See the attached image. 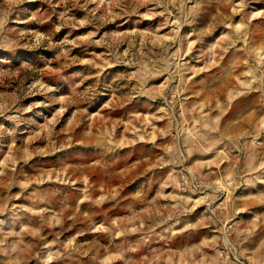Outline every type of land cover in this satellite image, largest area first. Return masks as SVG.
Segmentation results:
<instances>
[{
    "label": "rangeland",
    "instance_id": "1",
    "mask_svg": "<svg viewBox=\"0 0 264 264\" xmlns=\"http://www.w3.org/2000/svg\"><path fill=\"white\" fill-rule=\"evenodd\" d=\"M0 264H264V0H0Z\"/></svg>",
    "mask_w": 264,
    "mask_h": 264
}]
</instances>
